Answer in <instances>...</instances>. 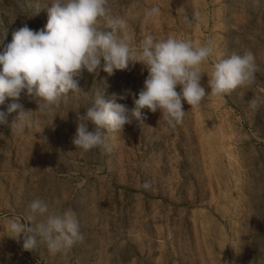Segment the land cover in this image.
Listing matches in <instances>:
<instances>
[{
    "label": "rangeland",
    "instance_id": "obj_1",
    "mask_svg": "<svg viewBox=\"0 0 264 264\" xmlns=\"http://www.w3.org/2000/svg\"><path fill=\"white\" fill-rule=\"evenodd\" d=\"M49 4L0 0V39L10 43L25 24L43 28ZM109 6L113 17L127 20L133 46L147 34L196 46L211 41L206 73L214 60L246 51L260 70L252 84L206 97L198 108L184 102L186 115L175 128L159 121V111L144 109L143 122L133 118L123 131L102 130L110 150L76 149L77 112L84 114L97 96L111 101L114 93L131 109L148 75L140 63L111 76L85 71L83 91L70 92L49 116L24 93L6 97L0 104L7 119L0 125V264H264V0H109ZM153 6L160 14L146 22L144 12ZM207 81L204 74L201 84L210 92ZM252 98L260 101L256 111L248 105ZM11 104L19 107L9 113ZM29 110L36 112L21 118L23 132L11 130ZM94 128L89 122V131ZM37 198L53 211L73 210L83 242L52 254L44 243L31 252L22 239L8 237V220L27 223Z\"/></svg>",
    "mask_w": 264,
    "mask_h": 264
},
{
    "label": "clouds",
    "instance_id": "obj_2",
    "mask_svg": "<svg viewBox=\"0 0 264 264\" xmlns=\"http://www.w3.org/2000/svg\"><path fill=\"white\" fill-rule=\"evenodd\" d=\"M46 8L48 19L43 28L33 30L25 24L13 33L10 43L4 44L0 39V104L6 97L19 98L24 93L35 101L36 111L49 116L70 92L83 91L79 85L85 71L99 75L102 70L111 76L140 63L148 73L138 97H133L131 109L116 102L125 99L124 95L114 93L111 101L97 96L84 114L77 112L72 143L85 152L94 148L110 150L102 130L123 131L133 118L141 123L146 119L144 109L159 111V121L175 128L186 115L184 102L198 108L206 97H222L252 84L260 70L255 54L246 51L214 60L210 74L206 73L203 65L215 51L211 41L196 46L191 40L174 35L156 39L147 34L138 46H133L132 37L127 34V20L112 16L109 0H50ZM159 14L160 8L153 6L145 10L144 20H154ZM105 20L107 27L102 26ZM204 74L208 76L210 92L201 84ZM248 105L256 111L260 101L252 98ZM18 107L11 104L8 112ZM36 111L21 112L10 125L11 130L14 127L22 133L21 118ZM89 122L95 126L93 131L88 129ZM6 124L5 113L0 112V125ZM144 186L149 187V181ZM29 209L27 223L10 219L5 226L8 237L17 242L22 239L24 250L33 252L39 243H44L52 254L67 253L83 242L73 210L53 211L49 203L39 198L30 202Z\"/></svg>",
    "mask_w": 264,
    "mask_h": 264
}]
</instances>
